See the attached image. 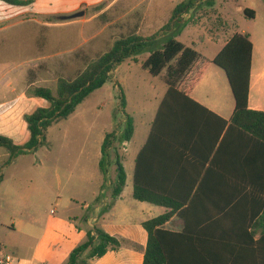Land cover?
<instances>
[{
    "label": "rangeland",
    "instance_id": "obj_1",
    "mask_svg": "<svg viewBox=\"0 0 264 264\" xmlns=\"http://www.w3.org/2000/svg\"><path fill=\"white\" fill-rule=\"evenodd\" d=\"M26 1L23 6L0 8V103H4L0 131L9 134L18 132L24 113L50 105L29 98V89L49 87L57 94L60 78H76L120 38L160 32L185 0ZM247 8L255 11L254 18L245 14ZM78 11H85V16L56 19ZM176 29L177 40L206 56L216 54L235 32H245L264 64V0H205L183 14ZM218 35L220 41L211 37ZM149 54H140L138 62L126 60L117 74L120 84L113 76L67 118L54 121L35 150L10 158L11 151L0 147V244L13 264H26L33 253L42 264H68L72 251L86 242L90 228L85 217L90 211L85 205L96 188L106 187L107 176L99 166L102 143L116 127L126 126L128 115L136 124L133 140L117 144L118 151L113 152L121 155L128 174L123 196L133 199L134 156L148 135L164 90L162 75L152 76L142 68ZM128 66L130 72L125 73ZM163 73L166 76V70ZM26 135V130L19 133L16 141L23 145ZM115 169L117 163L110 169L113 182ZM86 185L92 192L82 191ZM70 197L79 200L77 205H68ZM88 254L81 264L90 263Z\"/></svg>",
    "mask_w": 264,
    "mask_h": 264
},
{
    "label": "trees",
    "instance_id": "obj_2",
    "mask_svg": "<svg viewBox=\"0 0 264 264\" xmlns=\"http://www.w3.org/2000/svg\"><path fill=\"white\" fill-rule=\"evenodd\" d=\"M11 5L21 6L26 0H2ZM199 0H185L173 10L171 19L163 29L150 36L139 34L116 40L112 48L87 65L76 78H60L57 94L49 87L29 89V97L43 98L48 107H39L26 114L24 120L30 131V140L24 145L0 134V147L11 151V157L35 150L45 139L49 126L54 121L67 118L90 94L103 87L112 77L115 69L126 60L149 51L143 68L152 76H160L166 70L167 92L160 103L152 122L146 143L140 150L134 172L133 197L139 201L164 206L169 212L143 223L149 234L145 249L136 243L122 240L106 233L99 227L90 229L87 240L71 253L68 264H81L82 257L89 252V259L100 258L109 250H118L124 244L144 253L143 264H208L206 252L201 250V238L191 233L197 228L239 229L243 233L233 236H212L217 250L214 264H264V111L249 107L251 71L254 44L246 33H234L223 49L213 58L186 46L175 37L181 16L193 9ZM245 14L255 17L253 9H245ZM164 35V36H163ZM171 35V36H170ZM216 65L227 75L235 101L233 116L225 119L191 97L196 85L210 66ZM123 97V104L126 105ZM195 107V108H194ZM183 111H205L219 122L216 142L217 150L209 169H213L223 150L226 151L225 169L217 172L206 171L204 179L219 178L227 183L225 189H209L208 204L202 205L200 194L203 190L194 187L182 189L168 185L176 173L164 169L159 173L146 171L145 159H150L156 149L178 148L175 137L179 132L176 117ZM196 113V112H194ZM185 126V119L180 125ZM134 125L127 120L125 130L106 135L102 146L100 167L107 174L106 162L110 150L117 153L118 145L131 140ZM116 180L112 195L117 198L126 185V172L121 160H117ZM159 181H165L164 186ZM168 182V183H167ZM219 197V199H218ZM213 198L216 200L213 202ZM218 199V200H217ZM220 200V203H219ZM205 212L202 219L201 213ZM177 214L184 221L180 232L165 228L169 219ZM262 229L257 236V230ZM226 249V250H225ZM208 255V254H207Z\"/></svg>",
    "mask_w": 264,
    "mask_h": 264
},
{
    "label": "crops",
    "instance_id": "obj_3",
    "mask_svg": "<svg viewBox=\"0 0 264 264\" xmlns=\"http://www.w3.org/2000/svg\"><path fill=\"white\" fill-rule=\"evenodd\" d=\"M11 5L7 2L0 0V8L7 9L8 6L3 5ZM16 6V5H11ZM23 6V5H21ZM76 5L70 8V10H74ZM176 6V5H175ZM34 12L38 13L37 10ZM58 13H62L60 11H56ZM226 31V30H225ZM221 31H218V34ZM236 33V32H235ZM238 33H245V32H238ZM139 34V32H138ZM247 34V33H246ZM232 34L228 39H226L213 56H207L210 59H213L227 44L230 38L233 36ZM249 35V34H248ZM164 36V35H163ZM254 44V52H253V64H252V71H251V87H250V95H249V107L255 110H262L264 111V64L262 63L261 59L258 57L256 58V46ZM214 40L220 41L219 35L215 38L211 36ZM184 43V42H183ZM185 44V43H184ZM186 45V44H185ZM188 46V45H186ZM190 47V46H189ZM199 52V51H198ZM203 54V53H202ZM206 56V55H205ZM132 62H138L139 56L136 57V60L130 58L127 60ZM127 61L120 64L115 71L113 72V76L116 79L117 83L120 84V81L117 78V74L121 72V68L123 64ZM143 68V65H142ZM130 72V66L126 68L125 73ZM165 73H162V82L164 83V90L160 96V101L157 105L156 112L162 102L167 89L168 85L165 81ZM156 77V76H155ZM158 77V76H157ZM228 85V80L226 77L225 72L218 66L212 65L206 71L203 78L200 82L196 85L191 93V97L200 103L201 105L208 108L210 111L215 112L219 116L230 119L233 116L234 108H235V101L232 90ZM231 90L233 102L231 103V99L228 93ZM29 98H36V97H29ZM39 99V98H37ZM43 99V98H41ZM45 100V99H44ZM127 104V102H126ZM4 103H0V107H2ZM127 109V105H125ZM48 107V106H47ZM195 108V107H194ZM196 111H183L180 109L179 115L176 117V121L179 122V132H177V136L175 137V145L178 148H171V149H156L151 153L150 159H145V169L146 171H156L160 172L164 169H170L176 173L175 178L171 179L168 183L170 186L179 187L182 189H190L194 187L193 193L197 191L198 188H202L200 194V201L202 205L208 204L209 202V194L211 191L209 189H217V193H220L219 189H225L227 183L225 181L220 180L219 178H205L204 173L206 171L215 170L220 172L221 170L225 169L226 164V151L223 150L221 157L218 158L217 164L213 169H209L210 162L213 160L215 156L216 148L211 151L212 145H218L220 142H216L218 132H219V122L215 117H212L205 111H199L198 109H192ZM35 109L29 113H24L23 115V123L20 128H18V132H14V134H9L6 132L0 131V134L5 135L13 139V141L20 145L16 139L19 138V133H27V140H25L24 144H26L30 140V134H28V125L24 120V116L26 114H30L34 112ZM196 112V113H194ZM156 116V113H155ZM154 116V118H155ZM153 118V120H154ZM128 119L133 121L134 125V133L136 130V124L134 118L128 115ZM185 119L187 124L184 126L181 122ZM150 123V128L152 122ZM27 126V127H26ZM125 125L122 128L115 129L117 135H120L125 130ZM149 128V132H150ZM30 132V131H29ZM148 132V135H149ZM146 136L145 141L143 142L142 146L139 148L138 152L134 156L135 166H136V159L137 156L146 143L148 138ZM133 136L130 141L124 142L131 143L133 140ZM105 140V138H104ZM103 140V143H104ZM102 143V144H103ZM23 144V145H24ZM123 145V144H122ZM102 150V149H101ZM103 156V153H102ZM107 162L109 166H107V174L101 169V171L107 176V180L104 186H100L97 190L92 192V187L86 185L82 187V191L92 192V197L90 202L85 205V208H88L90 213L85 217V222L88 228L92 229L94 227H99L104 230L106 233L118 237L122 240L129 241L136 243L140 248L145 249L148 244L149 234L147 230L144 228L143 223L157 218L167 212L170 211L169 208L152 204L146 201H139L133 197V199L127 200L123 196V191L117 198H113L112 195V187L115 181L110 180V173H111V166L117 163V160H121L120 154H115L112 151L108 152L107 155ZM12 158V157H10ZM102 159V158H101ZM101 161V160H100ZM122 163V161H121ZM123 164V163H122ZM100 166V162H99ZM124 166V164H123ZM101 168V167H100ZM125 172L126 167L124 166ZM116 170V169H115ZM135 172V167H134ZM134 172H133V183H134ZM126 177L128 178V174L126 172ZM2 179V178H1ZM116 180V178H115ZM127 182V180H126ZM165 181H159L158 183L163 184L164 186H168L164 183ZM111 189V190H110ZM108 191V192H107ZM219 199V197H218ZM217 199V200H218ZM216 199L213 198V202ZM78 199L74 197H70L67 199L68 205H77ZM87 203V202H86ZM220 203V200H219ZM205 212L201 213V218H205ZM76 216L75 218H77ZM184 221L182 218L178 217L177 214L173 215L169 221L165 224V228L180 232L183 229ZM262 229L257 230V236L261 234ZM243 232L239 229H213V228H197L193 231V235L203 237L201 238V250L206 252V257L208 258V264H214L215 261V254L217 250H223V246L215 245L211 238L212 236H233L237 234H242ZM139 249L136 250L131 248L129 245L124 244L118 250H109L104 256L100 258L90 259L89 264H143L144 263V253L143 250ZM226 250V249H225ZM26 264H42V262L38 261L33 253L26 259ZM19 264V263H18ZM21 264V263H20Z\"/></svg>",
    "mask_w": 264,
    "mask_h": 264
},
{
    "label": "built area",
    "instance_id": "obj_4",
    "mask_svg": "<svg viewBox=\"0 0 264 264\" xmlns=\"http://www.w3.org/2000/svg\"><path fill=\"white\" fill-rule=\"evenodd\" d=\"M203 1L205 0H199L198 3H202ZM124 145H126V143H124ZM13 261V257L6 253L5 247L0 244V264H13Z\"/></svg>",
    "mask_w": 264,
    "mask_h": 264
},
{
    "label": "water",
    "instance_id": "obj_5",
    "mask_svg": "<svg viewBox=\"0 0 264 264\" xmlns=\"http://www.w3.org/2000/svg\"><path fill=\"white\" fill-rule=\"evenodd\" d=\"M84 16H85V11H78L72 14L57 16L56 19L61 20V21H71L74 19L82 18Z\"/></svg>",
    "mask_w": 264,
    "mask_h": 264
}]
</instances>
